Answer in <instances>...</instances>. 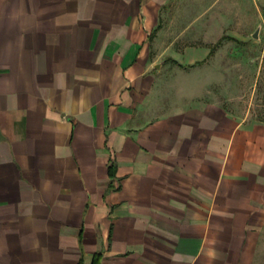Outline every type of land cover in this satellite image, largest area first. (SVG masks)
<instances>
[{
	"label": "crops",
	"instance_id": "0c3cea01",
	"mask_svg": "<svg viewBox=\"0 0 264 264\" xmlns=\"http://www.w3.org/2000/svg\"><path fill=\"white\" fill-rule=\"evenodd\" d=\"M170 1L0 0V264H264V115Z\"/></svg>",
	"mask_w": 264,
	"mask_h": 264
},
{
	"label": "rangeland",
	"instance_id": "374dc122",
	"mask_svg": "<svg viewBox=\"0 0 264 264\" xmlns=\"http://www.w3.org/2000/svg\"><path fill=\"white\" fill-rule=\"evenodd\" d=\"M163 16L161 26L176 46L214 44L202 75L213 78L208 87L221 105L240 116L248 110L264 115V7L258 0H171Z\"/></svg>",
	"mask_w": 264,
	"mask_h": 264
}]
</instances>
